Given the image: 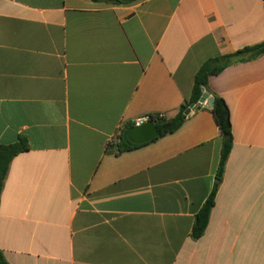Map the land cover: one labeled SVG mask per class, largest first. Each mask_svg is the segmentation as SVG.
<instances>
[{"label": "crops", "instance_id": "0c3cea01", "mask_svg": "<svg viewBox=\"0 0 264 264\" xmlns=\"http://www.w3.org/2000/svg\"><path fill=\"white\" fill-rule=\"evenodd\" d=\"M264 43V0H0V145L25 138L0 199L10 264H264V56L210 78L234 145L201 104L117 155L128 124L173 117L209 59Z\"/></svg>", "mask_w": 264, "mask_h": 264}, {"label": "trees", "instance_id": "16d2710c", "mask_svg": "<svg viewBox=\"0 0 264 264\" xmlns=\"http://www.w3.org/2000/svg\"><path fill=\"white\" fill-rule=\"evenodd\" d=\"M94 1L126 4L134 0ZM262 56H264V43L256 46L243 48L233 54L217 56L207 60L195 76L194 86L190 97L182 104L175 116L170 118L159 116L149 117L150 120L154 122L155 126L159 131L158 138H162L175 133L182 127L185 121L190 117L191 113L187 114L188 110H199L203 107L200 104V100L205 93L212 97L215 100V106L211 109V112L213 113L215 121L219 127L222 142L220 162L217 173V180H219L220 182L223 180L226 165L234 145L233 124L231 119V112L227 103L221 96L216 94L210 88L209 81L211 77L221 74L225 69L232 65L253 61ZM133 127V124H128L127 126L122 128L119 135L117 136L116 142L113 145L117 152V155L138 149L146 145H136L128 140L127 133ZM27 151H29V144L25 138H20L17 143L12 145H0V199L13 159L19 154ZM218 190L219 185L213 188L212 192L203 204L202 208L195 216V222L191 234V237L194 240L201 239L207 230L212 210L216 204ZM0 264H10L5 258V255L1 249Z\"/></svg>", "mask_w": 264, "mask_h": 264}, {"label": "water", "instance_id": "95a60500", "mask_svg": "<svg viewBox=\"0 0 264 264\" xmlns=\"http://www.w3.org/2000/svg\"><path fill=\"white\" fill-rule=\"evenodd\" d=\"M200 104H208L211 108L215 106V100L207 93L203 95L200 100ZM191 113V109L187 111V114ZM159 137V131L154 122L149 120L139 126H134L127 133V138L130 142L136 145H142L150 143ZM220 183L217 180L216 185Z\"/></svg>", "mask_w": 264, "mask_h": 264}, {"label": "built area", "instance_id": "2783aa9c", "mask_svg": "<svg viewBox=\"0 0 264 264\" xmlns=\"http://www.w3.org/2000/svg\"><path fill=\"white\" fill-rule=\"evenodd\" d=\"M159 117H165V116H164L163 114H160ZM149 120H150L149 117H148V118H144V119H140V120H138V121L136 122L135 126H136V125L139 126V125H141V124H143L144 122H147V121H149ZM120 131H121V130H119V132L117 133V135L114 136V137L110 140V144H112V145L115 144L116 139H117V136L119 135Z\"/></svg>", "mask_w": 264, "mask_h": 264}]
</instances>
